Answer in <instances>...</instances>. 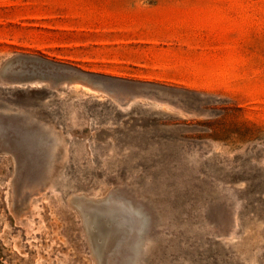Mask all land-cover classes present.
<instances>
[{"label": "rangeland", "instance_id": "rangeland-1", "mask_svg": "<svg viewBox=\"0 0 264 264\" xmlns=\"http://www.w3.org/2000/svg\"><path fill=\"white\" fill-rule=\"evenodd\" d=\"M15 54L128 82L0 79L33 140L0 150V264H100L105 201L146 216L134 264H264V0H0Z\"/></svg>", "mask_w": 264, "mask_h": 264}, {"label": "water", "instance_id": "water-1", "mask_svg": "<svg viewBox=\"0 0 264 264\" xmlns=\"http://www.w3.org/2000/svg\"><path fill=\"white\" fill-rule=\"evenodd\" d=\"M25 57L27 58L29 55L15 54L6 58L0 64V79L20 84L45 79L51 86L76 80H84L92 84L99 82L100 85L105 81L128 82L47 59L42 60L55 69L54 73L29 72L27 68L17 70L15 65H12L13 60ZM10 114L0 112V150H15L14 142L18 140L22 144L20 148L29 153L33 140L20 130L24 127L23 125H19L20 129H17L3 120ZM78 208L82 214L83 224L92 249L100 264H134L133 261L146 228V216L134 210L131 204L126 205L120 202L105 201L93 203V205H90L89 202L84 205L80 203Z\"/></svg>", "mask_w": 264, "mask_h": 264}]
</instances>
